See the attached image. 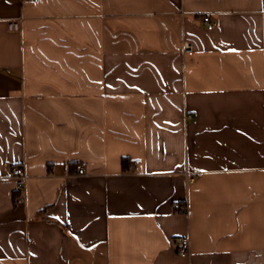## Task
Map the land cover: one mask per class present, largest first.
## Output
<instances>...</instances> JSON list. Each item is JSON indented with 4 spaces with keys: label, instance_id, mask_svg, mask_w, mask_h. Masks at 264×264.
I'll return each instance as SVG.
<instances>
[{
    "label": "crops",
    "instance_id": "obj_1",
    "mask_svg": "<svg viewBox=\"0 0 264 264\" xmlns=\"http://www.w3.org/2000/svg\"><path fill=\"white\" fill-rule=\"evenodd\" d=\"M0 264H264V0H0Z\"/></svg>",
    "mask_w": 264,
    "mask_h": 264
},
{
    "label": "built area",
    "instance_id": "obj_2",
    "mask_svg": "<svg viewBox=\"0 0 264 264\" xmlns=\"http://www.w3.org/2000/svg\"><path fill=\"white\" fill-rule=\"evenodd\" d=\"M203 22L206 23V24L213 25V23H211V21H210L208 16L203 18ZM8 27H9L10 30H13V31H17L19 29L17 23L13 22V21L8 24ZM183 46H184V49L186 51H190L191 50L190 43L184 42ZM11 174L14 176V178L16 180V184H17L18 189L23 188L24 183H25V173H24L23 168L22 167H14L12 169ZM77 174L78 175L84 174V169L82 167H80V166L77 167ZM187 176H188V179H192L193 178V175L188 174ZM177 253H178V255H180L182 257L187 256L189 254V241H188V238L183 237V238H181L179 240V242L177 244Z\"/></svg>",
    "mask_w": 264,
    "mask_h": 264
},
{
    "label": "trees",
    "instance_id": "obj_3",
    "mask_svg": "<svg viewBox=\"0 0 264 264\" xmlns=\"http://www.w3.org/2000/svg\"><path fill=\"white\" fill-rule=\"evenodd\" d=\"M126 165H127V159L126 158H123L122 159V166H123V168H125Z\"/></svg>",
    "mask_w": 264,
    "mask_h": 264
}]
</instances>
